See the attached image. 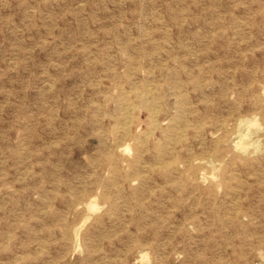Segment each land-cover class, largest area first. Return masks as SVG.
<instances>
[{
    "label": "rangeland",
    "instance_id": "374dc122",
    "mask_svg": "<svg viewBox=\"0 0 264 264\" xmlns=\"http://www.w3.org/2000/svg\"><path fill=\"white\" fill-rule=\"evenodd\" d=\"M0 264H264V0H0Z\"/></svg>",
    "mask_w": 264,
    "mask_h": 264
},
{
    "label": "bare ground",
    "instance_id": "6f19581e",
    "mask_svg": "<svg viewBox=\"0 0 264 264\" xmlns=\"http://www.w3.org/2000/svg\"><path fill=\"white\" fill-rule=\"evenodd\" d=\"M203 27H204V26H203ZM202 29H203V28H202ZM128 91H129V90H128ZM147 92H148V91H147ZM147 92H146V93H147ZM126 94H127V93H126ZM128 94H129V93H128ZM143 95H146V94H143ZM143 95H142V96H143ZM144 97H145V96H144ZM144 97H143V98H144ZM128 106H129V105H128ZM154 106H155V105H154ZM158 106H159V105H158ZM150 108H151V107H150ZM152 109H153V108H152ZM131 111H132V110H131ZM151 111H152V110H151ZM156 111H157V110H156ZM126 114H127V113H126ZM151 115H152V114H151ZM124 118H125V117H124ZM151 119H152V118H151ZM124 121H125V119H124ZM128 122H129V120H128ZM130 122H131V120H130ZM128 125H129V123H128ZM153 129H154V128H153ZM152 131H153V130H152ZM124 134H125V133H124ZM146 140H147V139H146ZM172 140H173V139H172ZM170 141H171V140H170ZM173 141H174V140H173ZM158 142H159V141H158ZM146 143H147V142H146ZM173 143H175V141H174ZM237 144H238V142H237ZM239 145H240V144L236 145V147L239 146ZM125 146H126V145H125ZM121 148H122V147H121ZM128 151H129V149H128ZM124 152H125V149H124ZM94 204H95V203H94ZM88 205H89V203H88ZM92 205H93V204H92ZM93 208H94V207H93ZM89 210H90V208H89ZM91 210H92V209H91Z\"/></svg>",
    "mask_w": 264,
    "mask_h": 264
}]
</instances>
